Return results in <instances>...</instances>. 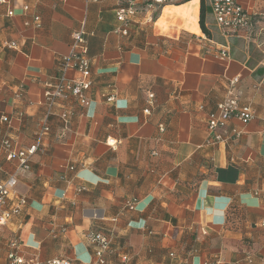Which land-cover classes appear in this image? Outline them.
Here are the masks:
<instances>
[{"label": "crops", "instance_id": "obj_1", "mask_svg": "<svg viewBox=\"0 0 264 264\" xmlns=\"http://www.w3.org/2000/svg\"><path fill=\"white\" fill-rule=\"evenodd\" d=\"M127 1L0 4V183L18 166L2 142L25 150L45 122L51 128L30 170L17 174L27 206L0 227V264H9L13 241L40 264H89L92 231L111 240L107 264H264V0H238L254 17L252 34L225 35L204 0L205 35L201 0H178L141 14L125 37L116 33V12ZM82 26L89 105L70 98L49 107L47 85L60 78ZM231 91L254 118L231 120L225 141L214 144L208 117Z\"/></svg>", "mask_w": 264, "mask_h": 264}, {"label": "built area", "instance_id": "obj_2", "mask_svg": "<svg viewBox=\"0 0 264 264\" xmlns=\"http://www.w3.org/2000/svg\"><path fill=\"white\" fill-rule=\"evenodd\" d=\"M91 2H100L101 0H89ZM178 0H128L125 7L117 10L116 16L120 23L116 33L122 36H129L131 28L135 20L141 14H158L161 9ZM182 1V0H181ZM211 13L215 19L218 28L225 34H237L242 31L249 33L255 32L254 17L239 3L238 0H209ZM6 0H0V4L5 3ZM29 6H23V15L29 13ZM9 16H13L14 12L10 11ZM35 27H40L41 19L35 16L33 20ZM29 26L30 22H26ZM264 45V43H263ZM15 44H10V48ZM222 58H228L226 51L220 53ZM264 64V61H263ZM69 73H73L72 77H68ZM239 82V78H234L230 82L233 87ZM92 85L91 80V60L89 58V48L86 39V32L84 26L72 34V43L70 51L63 56L60 62V78L55 82L47 85L45 91L46 102L49 107L57 100L73 99L81 106H88L89 100L87 98V91ZM150 104L154 99L153 94H149ZM114 97H109L108 102H113ZM149 109L145 113H149ZM51 109L48 110L47 115H51ZM254 111L250 105L243 104L238 96L229 92L228 96L218 103L214 112H211L208 117V129L212 137V143L218 144L225 141V136L222 131L226 129L231 120H237L243 125L249 124L254 118ZM48 117V116H47ZM70 117L69 112L61 114V119L66 123ZM7 119H3L6 121ZM163 130V128H161ZM51 132L50 126L45 122L41 131L37 136L36 142L29 148L21 151L14 150V144L10 139L2 142V149L6 154L8 160H16L18 166L16 174L10 175L4 182L0 183V227L5 226L9 221L16 216L21 215L23 209L27 206V200L19 197L15 191L18 184V173L27 172L30 170L31 159L39 151L43 150V139ZM234 136H238L237 131H233ZM107 143L114 145V141L108 140ZM79 192L82 189L78 190ZM136 201H129L126 203V208L133 210ZM89 243L93 246L92 261L89 264H107L106 254L110 250L111 240L109 236L101 231H92L87 236ZM11 251L8 253L9 264H40L37 258L26 259L19 252V243L13 241L10 244ZM128 258L124 257L123 261ZM47 264H72L70 260L54 259Z\"/></svg>", "mask_w": 264, "mask_h": 264}, {"label": "trees", "instance_id": "obj_3", "mask_svg": "<svg viewBox=\"0 0 264 264\" xmlns=\"http://www.w3.org/2000/svg\"><path fill=\"white\" fill-rule=\"evenodd\" d=\"M192 0H182L181 3H187ZM208 13V7L204 0H201V9H200V27L205 35H210L209 31L206 28V16Z\"/></svg>", "mask_w": 264, "mask_h": 264}, {"label": "rangeland", "instance_id": "obj_4", "mask_svg": "<svg viewBox=\"0 0 264 264\" xmlns=\"http://www.w3.org/2000/svg\"><path fill=\"white\" fill-rule=\"evenodd\" d=\"M179 1H181V0H179Z\"/></svg>", "mask_w": 264, "mask_h": 264}]
</instances>
